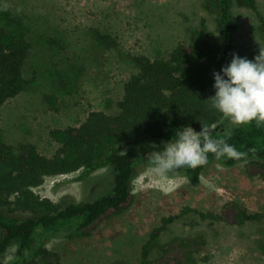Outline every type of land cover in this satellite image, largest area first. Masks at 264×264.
Masks as SVG:
<instances>
[{
  "label": "rangeland",
  "instance_id": "374dc122",
  "mask_svg": "<svg viewBox=\"0 0 264 264\" xmlns=\"http://www.w3.org/2000/svg\"><path fill=\"white\" fill-rule=\"evenodd\" d=\"M206 1L0 0V21L19 22L32 44L25 67L30 84L0 108L7 143H34L51 156L59 147L51 130L79 126L92 111L118 113L125 82L138 71L133 56L167 58L179 43L192 45L193 37L203 33L222 48L216 9H209ZM232 10L238 25L235 54L253 60V50L264 46L260 22L236 3ZM259 10L264 17V0H259ZM96 32L110 34L118 49H97ZM45 95L53 96L55 104ZM234 128L223 120L213 130ZM147 166L140 165L136 176ZM182 170L174 175L171 191L154 183L137 191L128 210L99 223L90 236L62 231L51 236L47 246L60 253L63 264H140L153 230L175 216L162 231L160 244L154 245L150 264H175L177 255L186 253L196 264H264V220L230 225L199 214H220L229 201L248 213H264V179L249 176L245 164L215 162L202 174L210 188L202 182L193 185ZM113 184L111 167L87 177L81 169L46 177L33 192L68 205L96 200ZM16 257L14 246L0 256V264Z\"/></svg>",
  "mask_w": 264,
  "mask_h": 264
},
{
  "label": "trees",
  "instance_id": "16d2710c",
  "mask_svg": "<svg viewBox=\"0 0 264 264\" xmlns=\"http://www.w3.org/2000/svg\"><path fill=\"white\" fill-rule=\"evenodd\" d=\"M234 3L254 12L264 35L259 0H207V7L216 9L222 48L203 33L193 37L192 45L179 43L167 58L133 56L138 71L125 82L118 113L92 111L79 126L51 130V138L59 145L51 156L43 154L34 143H7L0 119V256L16 246L17 257L10 264H63L60 253L47 246L51 236L70 230L69 236H90L99 223L131 207V181L140 165H148L153 151H162L163 145L186 126L201 131V125L211 128L224 120L208 100L215 96L214 73L223 75L222 69L235 54L238 25ZM95 36L97 49L103 45L118 49L117 40L110 34L96 32ZM259 49L253 50V61ZM31 50L32 44L19 22L0 21V108L28 88L25 67ZM45 96L55 104L53 96ZM213 135L246 152L248 162L227 158L217 161L209 154L206 166L180 172L193 185L201 182L199 177L215 162L228 167L245 164L249 176L264 179V127L257 128L253 123L228 132L213 130ZM106 167L114 171V184L96 200L62 205L33 192L46 177L81 169L87 177ZM199 214L230 225L264 220V213H248L234 201L225 203L220 214ZM175 218L165 219L162 227L153 230L143 246L140 264H150L154 245L160 244L162 231ZM177 257L175 264H196L187 253Z\"/></svg>",
  "mask_w": 264,
  "mask_h": 264
},
{
  "label": "clouds",
  "instance_id": "9594fccd",
  "mask_svg": "<svg viewBox=\"0 0 264 264\" xmlns=\"http://www.w3.org/2000/svg\"><path fill=\"white\" fill-rule=\"evenodd\" d=\"M223 75L214 73L215 96L211 97V108L227 121L229 127H243L255 123L264 127V46L254 61L233 54L231 63L222 69ZM198 133L186 126L176 132L175 138L153 151L148 157V166L140 175L132 179L133 195L152 184L162 185L166 193L171 191L174 175L182 169L196 170L206 166L209 154L217 161L227 158L247 163V153L238 151L223 137H214L213 128L201 125ZM251 151H255L252 149ZM202 183L213 187L203 175ZM220 191V189H215Z\"/></svg>",
  "mask_w": 264,
  "mask_h": 264
}]
</instances>
